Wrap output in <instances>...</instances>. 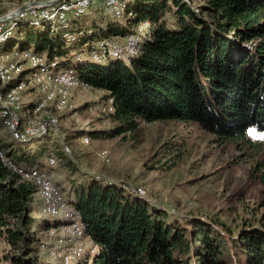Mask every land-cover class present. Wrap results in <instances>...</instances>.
<instances>
[{"label":"trees","instance_id":"1","mask_svg":"<svg viewBox=\"0 0 264 264\" xmlns=\"http://www.w3.org/2000/svg\"><path fill=\"white\" fill-rule=\"evenodd\" d=\"M125 1L123 18L93 22L87 29L89 39L135 30L139 52L134 57L98 64L85 56L74 64L59 33L22 26L28 30L21 49L34 47L48 59L57 58L61 67H73L87 85L113 97L109 116L117 125L92 135L112 138L135 131L138 120L174 119L195 122L221 142L264 150V139L258 138L264 136V0H204L202 12L185 0ZM11 40L0 51L13 48ZM12 140L14 146H31ZM13 148L15 156L0 145L16 166L44 171L38 167L45 148L37 158ZM64 201L98 248L90 264H264V226L243 227L233 235L199 217L184 225L147 198L94 177L71 182ZM41 205L36 185L0 158V238L9 246L0 264H43L37 232L47 223L39 222L36 212L52 215ZM67 223L66 216L54 231Z\"/></svg>","mask_w":264,"mask_h":264},{"label":"rangeland","instance_id":"2","mask_svg":"<svg viewBox=\"0 0 264 264\" xmlns=\"http://www.w3.org/2000/svg\"><path fill=\"white\" fill-rule=\"evenodd\" d=\"M36 1L0 0V17L21 8L25 3ZM188 1L196 11H203L204 0ZM122 2L124 14L119 18L95 7L80 14L67 13L63 20L39 21L37 18L32 21L28 13H23L15 19L1 21L4 30L9 31L6 42L12 39L10 46L16 42L9 51H0L2 60L12 58L14 48L24 50L20 44L25 41L23 35L28 28L22 26H29L31 30L59 33L64 47L75 58L74 64L85 56L91 61L88 45L104 37L89 39L92 30L87 29L88 26L100 20L123 18L127 13V3L125 0ZM128 14L131 16L132 13ZM206 14L202 13L203 16ZM120 21L125 23L126 19ZM134 31L130 32L137 34ZM66 33L71 38H64ZM31 49L35 51L34 47ZM19 60L22 68H25L27 63L23 61V56ZM29 86L21 91L16 112L21 115L23 122L27 110L43 95L41 89ZM69 91L64 104L51 101L39 113L40 120L46 118L54 122L58 130L49 136L30 140L29 148L14 146L17 154H34L36 158L39 150L45 148L46 153L39 157L42 162L38 168L54 179L63 198L70 194L71 182L94 177L118 184L134 195L147 198L151 204L164 208L173 220L177 218L184 225L191 217H199L217 223L233 235L243 227L264 226V183L261 181L264 150L255 151L233 141L221 142L195 122L174 119L153 122L138 120L135 131L112 138L103 134L94 137L93 131L104 132L117 125L109 116L106 91L89 85ZM86 136L88 138H84ZM51 156L56 159V163L48 166L47 160ZM36 214L39 222L47 223L46 226H38L37 236L42 241L40 261L43 260V264H58L57 260L50 257L48 250L53 242L51 236L54 227L65 222L66 216L64 213L56 216L40 215L39 211ZM83 243L84 256L80 264H90L94 255L90 250L94 242L84 239ZM8 250V244L0 238V257ZM1 264L7 262L2 260Z\"/></svg>","mask_w":264,"mask_h":264},{"label":"bare ground","instance_id":"3","mask_svg":"<svg viewBox=\"0 0 264 264\" xmlns=\"http://www.w3.org/2000/svg\"><path fill=\"white\" fill-rule=\"evenodd\" d=\"M38 1L39 0L32 3L28 2L20 6L23 7L21 10L23 11L28 9L31 5L46 2L45 4L30 7L28 15L32 17V21H36L37 18L40 19L39 21L54 19L63 20L67 13L80 14L95 7L106 10L116 18L122 17L124 14L123 0H110L103 4H94V2L98 0ZM185 1L188 2V0ZM74 6L79 7L76 9L73 8ZM22 14L23 13H17L14 17L2 22L15 19ZM2 22H0V47L6 42L9 35V31H6V29L4 30L5 27ZM144 25L147 26V24H143V26ZM137 37L138 34L130 32L123 36L104 37L94 43H90L88 45V50L91 55V60L100 64L104 63L109 58L115 59L122 55L134 57L138 54L139 49ZM64 38H71L70 34L66 33ZM110 42H112L113 45L126 44V47L118 46V51L116 53L114 46H112ZM12 56L11 59L3 61L2 55L0 54L1 122L3 126L9 130L14 140L28 142L38 138L37 136H49L51 133L56 132L58 127H56V125H49L48 123L51 121L45 120L46 118L40 120L38 118L39 113L45 110L51 101H56L57 103L61 101V103L64 104L67 91L78 87H88V85L78 77L73 67H61L57 58L48 59L45 52L33 51L31 48H26L24 50L14 48ZM22 56L23 61L27 63L25 68H22V63L19 60ZM29 85L33 88L37 87L41 89L40 92H42L43 95L41 96L40 94V99L37 100L32 108L30 107V109L27 110L28 114L25 122H23L21 115L16 112L20 104L21 91ZM106 101L108 103V112L112 113L114 111V100L113 98H108ZM42 118L43 116L41 119ZM23 133L29 134L30 136L22 137L21 134ZM84 138L88 137L86 136ZM4 153L5 152L0 149V158L4 163L17 171L24 180H30L36 185L37 194L42 200V211L52 216L64 213L69 219V223L61 225L58 230H55L57 234L50 245L51 248L48 250L50 257L57 260L58 264H76L81 261L84 256L83 240H90V238L85 234L84 228L78 220V215L66 211V205L61 190L54 184L50 175L45 171L27 170L21 166L18 167L11 159L7 158ZM53 158L49 159V164L51 165L55 163ZM55 231L53 230L52 234ZM97 250V246L94 245L90 250L91 254H95Z\"/></svg>","mask_w":264,"mask_h":264},{"label":"crops","instance_id":"4","mask_svg":"<svg viewBox=\"0 0 264 264\" xmlns=\"http://www.w3.org/2000/svg\"><path fill=\"white\" fill-rule=\"evenodd\" d=\"M9 59H11V58H9ZM6 129L3 126L2 122H1V119H0V135H4V137L0 136V137H2V138H0V145L6 151H7V148H8V150L12 153V155L15 156V152H14V148H13L14 145L12 144L13 140H12V137L10 135L9 130L8 129L6 130ZM5 136H8V137H5ZM38 206H39V204H37V210H38ZM58 229H59V227L56 230H58Z\"/></svg>","mask_w":264,"mask_h":264},{"label":"built area","instance_id":"5","mask_svg":"<svg viewBox=\"0 0 264 264\" xmlns=\"http://www.w3.org/2000/svg\"><path fill=\"white\" fill-rule=\"evenodd\" d=\"M110 0H98V1H95L94 2V4H103V3H105V2H109ZM46 2H40L39 4H35V5H31L30 7H33V6H36V5H41V4H45ZM87 4V3H86ZM30 7L28 8V9H26V10H23V11H20V12H18V13H28L29 11H30ZM78 7L79 6H74L73 8H76V9H78ZM111 44H112V42H110ZM112 46H114V50L116 51V53H117V51H118V46H125L126 47V44H120V45H113L112 44ZM40 111V110H39ZM49 125H51V126H55V124L53 123V122H50V123H48ZM59 132V131H58ZM21 136L22 137H26V136H30L29 134H21ZM47 187H48V183H47Z\"/></svg>","mask_w":264,"mask_h":264},{"label":"water","instance_id":"6","mask_svg":"<svg viewBox=\"0 0 264 264\" xmlns=\"http://www.w3.org/2000/svg\"><path fill=\"white\" fill-rule=\"evenodd\" d=\"M22 9H23V7L18 8V9H15V10H13V11L7 13L6 15L0 17V22H1V21H5V20H8V19L14 17V16H15L18 12H20Z\"/></svg>","mask_w":264,"mask_h":264},{"label":"snow or ice","instance_id":"7","mask_svg":"<svg viewBox=\"0 0 264 264\" xmlns=\"http://www.w3.org/2000/svg\"><path fill=\"white\" fill-rule=\"evenodd\" d=\"M250 131V134H252V135H256V133H255V130H249ZM258 138H262V139H264V136H260V137H258Z\"/></svg>","mask_w":264,"mask_h":264}]
</instances>
